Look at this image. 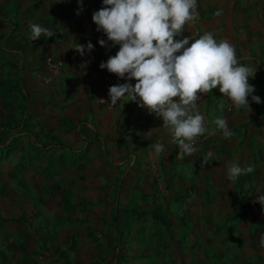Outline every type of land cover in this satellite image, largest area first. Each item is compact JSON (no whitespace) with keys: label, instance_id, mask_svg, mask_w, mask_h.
<instances>
[{"label":"rangeland","instance_id":"rangeland-1","mask_svg":"<svg viewBox=\"0 0 264 264\" xmlns=\"http://www.w3.org/2000/svg\"><path fill=\"white\" fill-rule=\"evenodd\" d=\"M95 7L101 9L103 0ZM198 11V20L186 25L176 39L195 40L211 32L217 40H228L238 62L256 70L249 83L261 103L248 97L251 111L237 107L218 87L198 94L209 131L196 138L198 150L192 156L178 155L179 147L162 127V118L130 98L106 110H115L116 124L127 133L125 121L137 114L142 117L140 126L126 138L119 137L116 155L100 148L98 123L80 116L70 122L78 127L73 135L79 144L58 149L53 138L59 135L52 127L63 119L45 116L44 123L36 116V107L53 110L52 95L39 105L17 71L4 68L8 71L0 76V264H264V201H257L264 195V1L198 0ZM83 22L95 26L96 32L92 18ZM53 33L47 40L62 36ZM96 36L95 43L103 39L106 47L119 49L103 31ZM45 61L53 64L51 57ZM113 76L111 86L129 82ZM130 83L134 86L136 81ZM46 89L43 85L41 93ZM65 89L59 85L62 95L68 92ZM217 117L226 119L234 133L231 138H223L212 123ZM155 143L165 148L159 156L152 147ZM208 151L215 157L203 165ZM229 162L254 165L255 171L231 181ZM102 189L109 201L106 207L115 210L111 225L120 237L102 233L103 241L95 247L84 225L104 204L91 197ZM19 216L25 220L18 221Z\"/></svg>","mask_w":264,"mask_h":264},{"label":"clouds","instance_id":"clouds-1","mask_svg":"<svg viewBox=\"0 0 264 264\" xmlns=\"http://www.w3.org/2000/svg\"><path fill=\"white\" fill-rule=\"evenodd\" d=\"M77 2L79 15L83 0ZM198 18V0H103V7L92 14L96 30L103 31L113 46L119 45V51L102 62L100 69L129 81L108 89V104L115 106L130 98L129 102H137L149 114L162 118V127L172 135L182 157L194 155L198 150L196 138L209 131L198 103L202 95L198 94L218 87L237 107L251 111L248 97L253 103H261L249 83L256 70L238 62L228 40H217L211 32L195 40L188 36L176 39L183 36L186 25L194 24ZM29 28L33 41L54 35L39 23H32ZM98 43L101 47L107 45L103 39ZM93 48L89 41L86 45L77 44L75 51L83 57L86 50L90 53ZM86 67L87 62L81 65L82 69ZM132 80L136 81L134 86ZM212 123L222 131L223 138L234 135L225 118L217 117ZM152 147L157 156L165 151L162 143ZM214 157L208 151L202 164L207 165ZM254 171V165L241 167L229 162L227 178L236 181ZM257 201H264V195L257 196ZM261 243L264 244V236Z\"/></svg>","mask_w":264,"mask_h":264},{"label":"crops","instance_id":"crops-1","mask_svg":"<svg viewBox=\"0 0 264 264\" xmlns=\"http://www.w3.org/2000/svg\"><path fill=\"white\" fill-rule=\"evenodd\" d=\"M98 3L100 0H92V3L84 0L83 11L77 15L79 8H77L74 0L62 2L53 0H0V76L7 73L8 70L4 68H13V71L10 72L16 70L20 80L23 78L24 84L29 85L30 93L34 94L39 105L43 101L47 102L52 95L53 110H50L49 113L46 111V113L44 112L46 108H43V111H38V107H36V116H41L40 121H44L45 116L47 118L52 116V120L63 119L58 126H50L59 135L53 138L58 149H67L68 146L79 144L75 143L74 140L76 139L73 135V131L76 132L78 127L75 128L70 122L80 116L88 118V121L98 123L96 130L103 136L100 148L109 149L110 155L114 156L118 153L120 146L119 137L128 136L130 131L124 132L123 129H120L122 128L121 125L116 124L117 115L114 113V109L106 111L110 108L107 89L111 85H108L102 77H110L114 74L109 73L107 69L101 70L100 64L107 62L109 57L117 53L119 49L101 47L99 43L94 42V37H98L96 32L99 33L92 29L95 26H87V22L80 23L82 19L89 20L92 18V14L99 10L95 7V4L98 5ZM32 23H39L52 32L56 31L62 34V36L52 40H47L48 37L43 36L33 41L30 39L29 28ZM89 41L94 48L90 53L86 50L82 57L75 51V48L77 44L86 45ZM47 56L51 57L53 64L46 63L45 58ZM85 62H87V67L82 69L81 65ZM56 63L59 64V67L55 65ZM60 84H63L65 90L68 91L65 95L60 93ZM43 85L49 89H46L45 93H41ZM99 92H103L107 104L99 103L97 96ZM2 115L0 112V117ZM42 126L44 127V125ZM124 128L126 129V126ZM25 130L30 131L29 128ZM49 137L52 138V136ZM118 163H122V161L120 160ZM105 195L104 189L97 190L91 195L95 201L104 204H101L100 208L97 209L96 215H90L89 222L82 221V223H86L84 226H86L88 239H95L93 243L98 244L103 241L102 233H114L116 240L120 237V233L111 225L115 210L111 208V205L106 207V203L109 201ZM20 217L16 219L21 220L20 222L25 220V217ZM71 240L74 239L71 237ZM73 242L75 243V241Z\"/></svg>","mask_w":264,"mask_h":264},{"label":"built area","instance_id":"built-area-1","mask_svg":"<svg viewBox=\"0 0 264 264\" xmlns=\"http://www.w3.org/2000/svg\"><path fill=\"white\" fill-rule=\"evenodd\" d=\"M102 79H104L108 85H112L114 84V77H102ZM99 91H101L99 88H98ZM103 92H99L97 94L98 98H99V103L100 104H105L106 102V99L103 97ZM100 94V95H99ZM107 104V103H106ZM142 123V117H141V114H137L131 118H128L127 121H125V126H126V129L127 131H131V129L135 128L136 126H140L139 124Z\"/></svg>","mask_w":264,"mask_h":264},{"label":"trees","instance_id":"trees-1","mask_svg":"<svg viewBox=\"0 0 264 264\" xmlns=\"http://www.w3.org/2000/svg\"><path fill=\"white\" fill-rule=\"evenodd\" d=\"M93 242H95V239H93ZM95 247L98 246V244L94 243ZM60 256L63 257L64 259H66V256L64 255L63 252L60 253Z\"/></svg>","mask_w":264,"mask_h":264}]
</instances>
